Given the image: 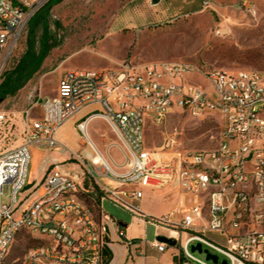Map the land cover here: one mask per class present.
<instances>
[{
  "label": "built area",
  "instance_id": "built-area-1",
  "mask_svg": "<svg viewBox=\"0 0 264 264\" xmlns=\"http://www.w3.org/2000/svg\"><path fill=\"white\" fill-rule=\"evenodd\" d=\"M49 1L0 0V77L28 23ZM241 5L253 11L248 0ZM33 107L25 111L21 142L0 153V264L22 232L38 242L26 249L22 264H102L110 226L128 248V262L142 256L141 243L127 239L102 210L105 200L175 241L181 264H214L190 251L197 243L226 264H264V71L172 61L70 69L61 74L55 96L42 101L40 115L32 114ZM92 107L99 109L80 120L78 130L93 118L104 120L119 140L120 168L127 169L97 168L91 157L87 175L102 192L98 218L81 197L87 192L83 171L53 169L42 181H28L31 149L66 150L59 129ZM172 109L192 118L220 116L218 145L178 150L177 133L165 127ZM5 123L2 112L0 125ZM148 126L163 128L154 150L145 145ZM145 190L178 198L153 216L141 206ZM151 245L166 249L158 241Z\"/></svg>",
  "mask_w": 264,
  "mask_h": 264
},
{
  "label": "rangeland",
  "instance_id": "rangeland-1",
  "mask_svg": "<svg viewBox=\"0 0 264 264\" xmlns=\"http://www.w3.org/2000/svg\"><path fill=\"white\" fill-rule=\"evenodd\" d=\"M150 1L52 0L40 10L46 12V25L39 23L32 28L30 21L2 69L0 83L3 75L25 54L32 31V51L36 56L42 52L44 55L39 68L23 87L14 95L0 99V113H5L6 119V123L0 125V153L21 142L25 111L34 106L32 114L40 115L42 101L55 96L65 70L109 68L123 61H172L198 64L208 70L264 71V0H248L253 11L242 6V0H159L155 6H151ZM78 122L62 135L61 143L67 149L60 151L56 164L48 167L43 179L57 165H65L69 171H83L84 189H92L95 183L87 175V168L92 167L91 157L95 154L88 139L114 172H126V168L118 167L123 165L124 158L113 145L120 143L109 125L100 118H93L85 134L78 130ZM222 125L218 115L192 118L178 109H172L165 122L169 132L177 133L180 151L215 148ZM162 130L157 126L146 128L145 145L149 150L160 145ZM59 150L51 151L59 153ZM47 160V156H43L41 163ZM32 166L30 161V183L34 176ZM81 197L92 207L88 197L83 194ZM151 201L156 208L163 204ZM102 210L114 221L126 224L131 221L128 213L110 201L102 203ZM146 231L147 240L155 239L153 226L149 225ZM37 243L22 232L4 264H22L26 249ZM196 255L205 258L204 254Z\"/></svg>",
  "mask_w": 264,
  "mask_h": 264
},
{
  "label": "crops",
  "instance_id": "crops-1",
  "mask_svg": "<svg viewBox=\"0 0 264 264\" xmlns=\"http://www.w3.org/2000/svg\"><path fill=\"white\" fill-rule=\"evenodd\" d=\"M99 108L92 107L85 109L80 114L67 121L58 131L57 139L62 142V135L69 129H73L76 122L84 119L86 116L91 114L93 111ZM116 144V143H114ZM113 144V145H114ZM117 146V144H116ZM118 149V147H116ZM61 150L59 153L53 152L51 150L45 151L37 148L31 149V160L33 163L32 171L34 176L32 180L42 181L45 171L50 165H55L58 156L61 155ZM47 156V162L41 163V158ZM122 165L118 166L119 168ZM54 169L68 172L69 169L65 165H57ZM71 170V169H70ZM117 174H123L124 172H116ZM106 182V180H104ZM177 195L168 193L167 191H144V198L141 202V206L144 212L153 215L160 216L168 211L176 202ZM151 200H157L163 203L161 207L156 208V204L152 203ZM120 227L123 228L126 238L135 241V243H141L144 254L142 256H135L128 262V248L121 242L117 236L115 226H110L109 234L104 238L105 245L102 251V264H180L181 255L178 246H168L163 252H159L155 247L151 245L154 241H158V236L156 235V230L154 228L155 239L147 240L146 230L150 225L143 220L130 221L129 224L118 221ZM152 226V225H150ZM213 239H219L215 235H211ZM159 242V241H158Z\"/></svg>",
  "mask_w": 264,
  "mask_h": 264
},
{
  "label": "trees",
  "instance_id": "trees-1",
  "mask_svg": "<svg viewBox=\"0 0 264 264\" xmlns=\"http://www.w3.org/2000/svg\"><path fill=\"white\" fill-rule=\"evenodd\" d=\"M52 0H50L51 2ZM45 18H46V12L41 13L40 11L30 20L31 21V27L38 25L39 23H43L45 26ZM32 34V31H31ZM28 39V47L26 49L25 54L20 58L16 66L10 70L9 72H6L3 75L2 81L0 83V99H3L7 96L14 95L23 85L26 83L27 80L31 78L34 72L37 71V69L40 66L41 58L44 55V52L40 53V55L36 56L35 53L32 51V44L30 41V36ZM30 41V42H29ZM87 192H82V194L91 201L92 207L86 203V200L84 202L88 205V207L91 209L93 213H95L96 218L99 217V204H100V197L102 196V192L98 188L96 184H94L93 188L88 190ZM94 206V207H93ZM181 264V261H180Z\"/></svg>",
  "mask_w": 264,
  "mask_h": 264
},
{
  "label": "water",
  "instance_id": "water-1",
  "mask_svg": "<svg viewBox=\"0 0 264 264\" xmlns=\"http://www.w3.org/2000/svg\"><path fill=\"white\" fill-rule=\"evenodd\" d=\"M158 2H159V0H151V1H150V5H151V6H155L156 4H158ZM157 240H158L159 242L164 243V244H166V245H168V246H171V247L175 246V244H176L175 241L170 240V239H167V238H165V237H163V236L158 237ZM190 251H191L192 253L196 252V253H198V254H204V256H205V260H206V261H211V262L214 263V264H226V261H225V260L219 261L217 255L211 254V253H210L208 250H206V249L203 250V249L201 248V245L198 244V243L195 244V245H191V247H190Z\"/></svg>",
  "mask_w": 264,
  "mask_h": 264
},
{
  "label": "bare ground",
  "instance_id": "bare-ground-1",
  "mask_svg": "<svg viewBox=\"0 0 264 264\" xmlns=\"http://www.w3.org/2000/svg\"><path fill=\"white\" fill-rule=\"evenodd\" d=\"M86 127L87 126H83V132L86 134ZM88 142L90 143V145L94 148V150L96 151V154L92 157L93 159V163L96 165H108L107 161L105 160V158L103 157V155L100 153V151L95 147V145L93 144V142L91 140L88 139ZM116 146V144H114ZM69 150V149H68Z\"/></svg>",
  "mask_w": 264,
  "mask_h": 264
}]
</instances>
